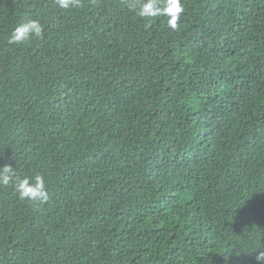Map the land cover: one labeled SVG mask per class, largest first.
Here are the masks:
<instances>
[{
	"label": "trees",
	"instance_id": "trees-1",
	"mask_svg": "<svg viewBox=\"0 0 264 264\" xmlns=\"http://www.w3.org/2000/svg\"><path fill=\"white\" fill-rule=\"evenodd\" d=\"M0 0V264H258L264 0ZM39 19L43 38L9 44Z\"/></svg>",
	"mask_w": 264,
	"mask_h": 264
},
{
	"label": "clouds",
	"instance_id": "clouds-1",
	"mask_svg": "<svg viewBox=\"0 0 264 264\" xmlns=\"http://www.w3.org/2000/svg\"><path fill=\"white\" fill-rule=\"evenodd\" d=\"M59 9H69L81 6V0H55ZM132 10L141 18L164 16L167 18V27L172 30L178 28V22L184 13L182 0H138ZM44 28L39 19H29L18 24L12 30L9 44H21L31 39L43 38ZM12 184L21 200L46 202L48 191L43 174L33 176H18L12 165L0 167V186ZM258 264H264V251L254 255Z\"/></svg>",
	"mask_w": 264,
	"mask_h": 264
}]
</instances>
